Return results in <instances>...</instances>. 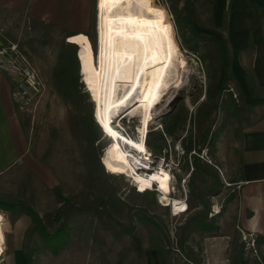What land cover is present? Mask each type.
Listing matches in <instances>:
<instances>
[{
    "label": "rangeland",
    "instance_id": "rangeland-1",
    "mask_svg": "<svg viewBox=\"0 0 264 264\" xmlns=\"http://www.w3.org/2000/svg\"><path fill=\"white\" fill-rule=\"evenodd\" d=\"M191 1L153 0L166 10L188 67L182 85L170 89L153 111L146 138L154 157L165 149L170 154L177 170L176 179L170 181L172 196L177 198L181 187L187 192L188 209L176 217L161 206L157 193H138L128 178L104 170L100 161L109 139L94 122L93 103L79 73L77 47L67 42L64 33L53 27L34 31L22 21L12 25L11 31L0 30V47L15 45L12 56L20 67L34 70L38 83L24 109L12 100L23 123L31 166L23 163L14 175L16 192L10 200L15 208L0 201L8 212L5 217L0 213V264H185L181 248L196 251L203 236L211 234L193 232L192 236V231L217 204V190L225 188L214 183L219 175L211 168V153L215 140L227 135L231 109L224 104L225 89L214 87L216 59H205V52L208 56L214 49L192 47L187 41L191 28L185 23ZM90 37L95 50L94 31ZM0 71L12 93L14 82L6 71ZM233 109L230 112L236 114ZM136 122L129 119L123 124L135 131ZM178 143L184 151L181 157L174 153ZM203 148L208 150L210 163L191 155ZM22 171L23 184L29 183L30 192L17 189ZM55 189L66 198L64 202L57 199ZM81 207L86 209L73 211ZM27 209L39 217L35 229ZM58 228L63 233L48 242ZM238 247L247 257L254 254L244 242Z\"/></svg>",
    "mask_w": 264,
    "mask_h": 264
},
{
    "label": "crops",
    "instance_id": "crops-1",
    "mask_svg": "<svg viewBox=\"0 0 264 264\" xmlns=\"http://www.w3.org/2000/svg\"><path fill=\"white\" fill-rule=\"evenodd\" d=\"M95 1L0 0V30L11 31L22 21L34 31L53 27L64 38L79 33L89 38L95 32ZM188 14V43L214 49L208 56L205 52V59H216L214 87H231L237 98L223 93L231 109L229 128L225 137L215 140L211 153V168L219 175L214 183L225 188L217 190V204L192 231V236L211 234L203 236L196 251L181 248L179 253L185 264H264V0H192ZM234 107L236 114L230 112ZM23 163L30 168L26 134L11 99V84L0 71V201L11 208L14 175ZM21 176L17 189L30 192L29 183L23 184V171ZM0 213H8L1 204ZM246 241H252L256 255L241 253L240 243L251 248Z\"/></svg>",
    "mask_w": 264,
    "mask_h": 264
},
{
    "label": "bare ground",
    "instance_id": "bare-ground-1",
    "mask_svg": "<svg viewBox=\"0 0 264 264\" xmlns=\"http://www.w3.org/2000/svg\"><path fill=\"white\" fill-rule=\"evenodd\" d=\"M95 2V50L86 34L68 36L67 42L77 47L79 73L93 103L94 122L111 140L100 162L109 174L125 173L137 192H145L155 183L159 203L181 213L184 204L169 197L171 176L166 170L152 171L145 178L132 169L143 161V138L154 121L153 111L170 89L182 85L188 72L172 24L164 8L153 0L147 4L139 0ZM122 113L123 118L138 119L140 139L127 138L113 127L112 119ZM2 252L0 217V257Z\"/></svg>",
    "mask_w": 264,
    "mask_h": 264
},
{
    "label": "built area",
    "instance_id": "built-area-1",
    "mask_svg": "<svg viewBox=\"0 0 264 264\" xmlns=\"http://www.w3.org/2000/svg\"><path fill=\"white\" fill-rule=\"evenodd\" d=\"M7 49H9V51H7ZM7 49L5 47H0V69L6 71L8 75L10 76V79L14 82V89L12 90V93H11L12 100L18 105V109H24L23 106L27 103L29 99L28 94L33 91L36 92L38 89L37 75L33 69L27 66L20 67L19 66L20 63L16 62L17 58L12 56V54L15 52L14 51L15 45H11V47H8ZM225 92L230 93L232 98H237V94L235 93L233 88L227 87L225 89ZM112 120H113V123H112L113 127L116 130H118L122 135H124L127 138H133L134 140L140 139V135L138 134L136 128H135V131H132V130H129L127 126L125 127V125L123 124L124 120H129V118H123V113L120 114V116H118L117 118L112 119ZM146 138L145 137L143 138V144H145ZM110 144H111V140L109 139L108 146ZM145 149L146 151H144V153L141 154L143 161L140 164L137 163V164L132 165V169L135 171V173L139 174L142 177L147 178L151 175L152 171L163 168L170 174L171 179L175 180L177 170L174 168V165L169 156L170 155L169 152L165 149L162 155L154 157L151 154V152H149L147 147ZM174 153L178 157L183 156L184 151L182 147L179 146V143L178 145L174 147ZM207 153H208L207 148H203L200 150L199 153L192 151L191 155H194L197 158L204 160L207 163H210ZM123 176L131 180L129 177H127L125 173L123 174ZM180 181L184 182L185 178L184 177L181 178ZM132 187L137 191L136 184L132 183ZM146 191L155 192L157 194L159 193V190L157 189V186L155 183L153 184L152 187L148 188ZM173 192H174V188L171 186V193L169 194L170 199L175 198L177 199L178 202L183 203L184 207L182 210L184 211L181 213H178V211L173 210L171 205L165 206L161 204V206L169 208L171 216L176 217V216L186 213L188 209L187 192H185L183 188L181 187V193L177 198L172 196ZM250 236L251 235H249V237ZM246 238L247 237H244V239ZM246 243L248 246L251 247V249H253L252 241H246ZM252 252L254 253V255H256L254 250H252Z\"/></svg>",
    "mask_w": 264,
    "mask_h": 264
},
{
    "label": "trees",
    "instance_id": "trees-1",
    "mask_svg": "<svg viewBox=\"0 0 264 264\" xmlns=\"http://www.w3.org/2000/svg\"><path fill=\"white\" fill-rule=\"evenodd\" d=\"M91 37L89 36V39H90ZM92 44V43H91ZM71 45V44H70ZM146 145L148 146V141L146 140ZM146 146V147H147ZM149 191H146V193H148ZM54 194H55V196L57 197V199L60 201V203H62V202H64L65 200H66V198L59 192V190H57V189H55L54 190ZM69 207V206H68ZM72 208V207H71ZM83 209H86V207L84 208V207H81V208H75L73 211H75V212H80V211H82ZM27 213L29 214V216H30V218H31V220H32V222L34 223L33 224V228L35 229V228H37V223H39L40 221H39V217H38V215L34 212V211H32L31 209H27ZM198 224H203L202 222H200V223H198ZM63 233V228H58L56 231H55V233H54V235L52 236V237H50L49 239H48V242H51V239H58L59 237H60V235Z\"/></svg>",
    "mask_w": 264,
    "mask_h": 264
},
{
    "label": "snow or ice",
    "instance_id": "snow-or-ice-1",
    "mask_svg": "<svg viewBox=\"0 0 264 264\" xmlns=\"http://www.w3.org/2000/svg\"><path fill=\"white\" fill-rule=\"evenodd\" d=\"M105 2H118V0H105ZM139 2H142V3H145V4H147V3H149L150 2V0H139ZM160 15H161V17L163 16V13H160ZM161 23H162V21H161ZM113 171H116L115 169H112Z\"/></svg>",
    "mask_w": 264,
    "mask_h": 264
}]
</instances>
